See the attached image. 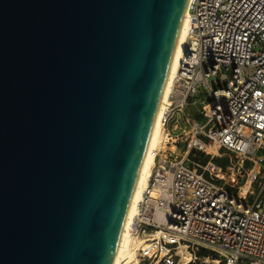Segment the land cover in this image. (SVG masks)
<instances>
[{"label":"water","instance_id":"water-1","mask_svg":"<svg viewBox=\"0 0 264 264\" xmlns=\"http://www.w3.org/2000/svg\"><path fill=\"white\" fill-rule=\"evenodd\" d=\"M189 0H0V264H113Z\"/></svg>","mask_w":264,"mask_h":264},{"label":"built area","instance_id":"built-area-1","mask_svg":"<svg viewBox=\"0 0 264 264\" xmlns=\"http://www.w3.org/2000/svg\"><path fill=\"white\" fill-rule=\"evenodd\" d=\"M187 14L164 146L130 223L137 262L206 250L264 264V0H189Z\"/></svg>","mask_w":264,"mask_h":264},{"label":"bare ground","instance_id":"bare-ground-1","mask_svg":"<svg viewBox=\"0 0 264 264\" xmlns=\"http://www.w3.org/2000/svg\"><path fill=\"white\" fill-rule=\"evenodd\" d=\"M189 32H190V21L188 18V14L186 13L182 24V29L180 32L175 56L172 62V67L170 69L169 77L167 80V85L165 87L162 101L160 104L158 116L156 118L154 129L148 145L147 153L145 155V159L140 171L137 188L131 202L126 225L121 235L117 256L113 264H138L137 262L138 247L136 246V243L134 242L130 234V223L132 222L133 217L137 212L138 205L141 202L143 189L147 186L148 181L152 176V171L154 167L153 151L159 148V146L162 144L165 138L166 128L164 127L163 124V115L166 109L169 107L168 98L174 88V79L178 72L180 59L182 58L183 55L182 46Z\"/></svg>","mask_w":264,"mask_h":264},{"label":"rangeland","instance_id":"rangeland-1","mask_svg":"<svg viewBox=\"0 0 264 264\" xmlns=\"http://www.w3.org/2000/svg\"><path fill=\"white\" fill-rule=\"evenodd\" d=\"M162 146H164L163 142H162V144L159 147H162ZM221 161H224V157H217L216 158V162L217 163L221 162ZM210 255H211V253H208V256H210ZM217 260H219V258H216V256L211 257L209 260L207 259V257H205V259H199V257H197L195 259V263L194 264H217L216 262H213V261H217Z\"/></svg>","mask_w":264,"mask_h":264},{"label":"trees","instance_id":"trees-1","mask_svg":"<svg viewBox=\"0 0 264 264\" xmlns=\"http://www.w3.org/2000/svg\"><path fill=\"white\" fill-rule=\"evenodd\" d=\"M199 256H200V257H207V256H208V251H206V250H201V252L199 253ZM220 264H223V263H220Z\"/></svg>","mask_w":264,"mask_h":264}]
</instances>
